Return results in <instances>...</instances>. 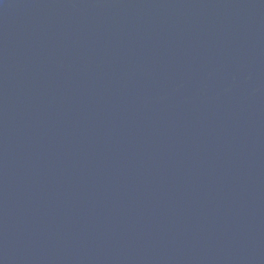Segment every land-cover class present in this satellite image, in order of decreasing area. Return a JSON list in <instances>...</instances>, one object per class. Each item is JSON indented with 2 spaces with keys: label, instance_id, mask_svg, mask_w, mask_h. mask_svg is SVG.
Wrapping results in <instances>:
<instances>
[{
  "label": "water",
  "instance_id": "obj_1",
  "mask_svg": "<svg viewBox=\"0 0 264 264\" xmlns=\"http://www.w3.org/2000/svg\"><path fill=\"white\" fill-rule=\"evenodd\" d=\"M0 264H264V0H0Z\"/></svg>",
  "mask_w": 264,
  "mask_h": 264
}]
</instances>
